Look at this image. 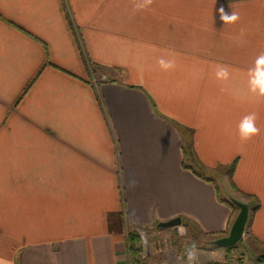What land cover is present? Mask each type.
<instances>
[{"label":"crops","instance_id":"1","mask_svg":"<svg viewBox=\"0 0 264 264\" xmlns=\"http://www.w3.org/2000/svg\"><path fill=\"white\" fill-rule=\"evenodd\" d=\"M262 53L264 0H0V260L138 262L129 231L144 264H188L173 241L187 222L221 238L239 213L207 173L264 246V97L248 83ZM251 113L260 133L241 141ZM198 249L197 264L229 259Z\"/></svg>","mask_w":264,"mask_h":264},{"label":"clouds","instance_id":"2","mask_svg":"<svg viewBox=\"0 0 264 264\" xmlns=\"http://www.w3.org/2000/svg\"><path fill=\"white\" fill-rule=\"evenodd\" d=\"M152 3L153 0H133L135 10H146ZM219 14L224 24L235 23L240 18L239 14L234 11L231 14H226L223 8L219 10ZM241 35H243V32H241ZM158 64L165 70L175 68L176 66L175 59L165 60L164 58H160ZM137 71L142 73L143 67L137 66ZM248 75L250 78L248 81L250 85L249 91L259 97H264V53L256 59L255 71H250ZM216 77L217 79L227 80L229 77L227 66H218ZM256 120L257 115L255 113L248 114L242 119L239 124V136L241 141H247L260 133V128L256 125ZM178 231L181 235L186 234V230L183 229L182 226L178 227ZM198 252L199 249L195 242L184 250L188 264H197ZM0 264H7V262L0 260Z\"/></svg>","mask_w":264,"mask_h":264},{"label":"rangeland","instance_id":"3","mask_svg":"<svg viewBox=\"0 0 264 264\" xmlns=\"http://www.w3.org/2000/svg\"><path fill=\"white\" fill-rule=\"evenodd\" d=\"M207 176L210 178H213L216 181V183L218 184V186L220 188L222 195L226 199H232V197L229 195L233 194L234 192H232L231 185L228 182H224V177H225L224 174L223 175H217V174L207 173ZM128 232L129 231H127L126 235H128ZM173 241H176L175 243L178 246V250L180 249L181 251L185 247H189V245H191L193 242H195L198 247L204 246L205 244H207L204 242V240L197 238V235L195 234L194 231L193 232L189 231V234H187V237H185L183 239L176 238L175 240L173 239ZM209 245H211L213 247L215 246L213 244H209ZM240 251H241V253L245 254L244 264H255V260L257 259V257L264 255V246L257 245L253 240L243 242V246L241 245L240 249H238L234 252V257L232 259H228L227 261H229V262L230 261H237V257L241 255ZM138 258H139L137 260L138 262H136V263L137 264H140V263L144 264V262L140 259V256H138ZM227 261H220L217 264H223V263H226ZM130 263L131 262L129 261V264Z\"/></svg>","mask_w":264,"mask_h":264},{"label":"water","instance_id":"4","mask_svg":"<svg viewBox=\"0 0 264 264\" xmlns=\"http://www.w3.org/2000/svg\"><path fill=\"white\" fill-rule=\"evenodd\" d=\"M231 201L239 208V213L236 216L228 235L218 238L212 242L213 245L229 248L235 246L244 236L247 221L249 218V205L232 198ZM182 222L181 217L173 218L169 221L158 223V228H170L180 225Z\"/></svg>","mask_w":264,"mask_h":264},{"label":"trees","instance_id":"5","mask_svg":"<svg viewBox=\"0 0 264 264\" xmlns=\"http://www.w3.org/2000/svg\"><path fill=\"white\" fill-rule=\"evenodd\" d=\"M199 176L202 177V175H199ZM221 201L225 202L226 204H228L230 207L233 208V210H238L239 211V208L230 199L221 200ZM235 217L233 218V221L231 222V226H232V224H233V222L235 220ZM231 226L229 228H231ZM187 228H188V231H190V232L194 231L195 234L197 235V238H200L201 240H204V242L207 243V244H212V242L214 240L218 239L217 237L213 236V234H202L201 236H199L197 234L198 230L190 222H187ZM138 241H139V239L137 238L135 233L128 232V235H127L128 247L130 249V252L133 253L135 257H138L140 255V247H138V245H137ZM242 243H243V238L235 246L229 247V248H225L226 251H227V257L229 259H232L234 257V252L236 250L240 249V246L242 245ZM214 247L222 248V247H218V246H214ZM237 261L239 262V264H243L244 263V255L241 254L240 256H238L237 257ZM209 264H212V263H209ZM255 264H264V255L258 256L257 259L255 260Z\"/></svg>","mask_w":264,"mask_h":264},{"label":"built area","instance_id":"6","mask_svg":"<svg viewBox=\"0 0 264 264\" xmlns=\"http://www.w3.org/2000/svg\"><path fill=\"white\" fill-rule=\"evenodd\" d=\"M130 264H137L132 258H131V260H130ZM228 262V263H227ZM226 263H223V264H238V262L237 261H227ZM140 264H142V263H140Z\"/></svg>","mask_w":264,"mask_h":264}]
</instances>
